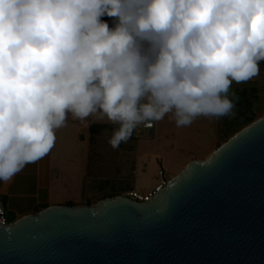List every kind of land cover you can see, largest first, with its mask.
I'll list each match as a JSON object with an SVG mask.
<instances>
[{
    "label": "clouds",
    "instance_id": "clouds-1",
    "mask_svg": "<svg viewBox=\"0 0 264 264\" xmlns=\"http://www.w3.org/2000/svg\"><path fill=\"white\" fill-rule=\"evenodd\" d=\"M262 60L264 0H0V181L45 156L69 112L118 125L113 149L169 113L234 117L229 90Z\"/></svg>",
    "mask_w": 264,
    "mask_h": 264
},
{
    "label": "water",
    "instance_id": "water-1",
    "mask_svg": "<svg viewBox=\"0 0 264 264\" xmlns=\"http://www.w3.org/2000/svg\"><path fill=\"white\" fill-rule=\"evenodd\" d=\"M0 264H264V116L148 202L51 206L0 225Z\"/></svg>",
    "mask_w": 264,
    "mask_h": 264
},
{
    "label": "rangeland",
    "instance_id": "rangeland-1",
    "mask_svg": "<svg viewBox=\"0 0 264 264\" xmlns=\"http://www.w3.org/2000/svg\"><path fill=\"white\" fill-rule=\"evenodd\" d=\"M259 67V75L241 84L233 82L229 90L245 92L246 97L252 100V113L256 120L264 116V60L259 62ZM234 117L200 116L192 124L178 127L175 117L169 113L156 122V125L160 122L163 125H160L161 133H157L156 125L152 130L138 125L127 142L113 149L108 139L118 125L98 111L85 118L87 122L97 123L91 135L87 130L82 132L91 136L90 163L87 167L82 163L81 155L77 156L78 163L74 162L77 153L73 139L76 125L68 123L62 126V139L57 137L56 140L59 144L55 147L59 148L60 142L62 144V149L59 148L62 156L56 153L57 157L64 158L68 163L53 162V167L62 170L65 176L59 174L58 179L52 180L53 195L56 193L52 196V203L58 204L56 206L66 203L92 206L110 195L126 196L131 191L144 196L154 195L163 183L167 184L175 177L167 173L178 170L183 161L192 157V161L206 159L241 130L243 124L239 120L233 123L226 121ZM79 125L83 126L82 123Z\"/></svg>",
    "mask_w": 264,
    "mask_h": 264
},
{
    "label": "crops",
    "instance_id": "crops-1",
    "mask_svg": "<svg viewBox=\"0 0 264 264\" xmlns=\"http://www.w3.org/2000/svg\"><path fill=\"white\" fill-rule=\"evenodd\" d=\"M68 123L76 125V127L74 128L75 130L73 139L76 146L75 151H77V153H75L76 159L74 160V162L78 163V161H76L78 158L77 156L81 155L80 158L83 160L82 163L85 164V167H87L90 163L91 154V126L96 125L97 123H92L91 121L87 122V119H78L74 117L70 112L67 114V119L63 126H66V124ZM81 123L83 124V126L79 125ZM160 125L161 127H163L161 122L160 124L157 123L156 125L157 133H161ZM63 129V127H60L55 130L56 139L54 145L45 156L34 163L26 165L11 180L0 181V196L3 199V203L8 216L13 222L25 216L37 214L48 207L58 205L52 203V196L56 194L55 193L53 195L52 192V180L54 178L58 179L59 174H61L62 176L65 175L62 170L57 167H53V162H58L59 164L68 163L67 160H64V158L62 157H57L56 154L58 153L60 156H62L59 151V148L62 149L61 142L59 148L55 146L59 144L58 142H56L57 137H61L62 139ZM86 130L90 133L89 136H86L85 133H82ZM208 156L209 155H207V157ZM192 158L183 161L178 170L173 171V173L171 172L167 174L176 176L185 168L187 164L194 160ZM84 183L85 175L82 179V189L84 188ZM67 205L69 204L66 203L63 206Z\"/></svg>",
    "mask_w": 264,
    "mask_h": 264
},
{
    "label": "trees",
    "instance_id": "trees-1",
    "mask_svg": "<svg viewBox=\"0 0 264 264\" xmlns=\"http://www.w3.org/2000/svg\"><path fill=\"white\" fill-rule=\"evenodd\" d=\"M101 20L104 21V19L102 17H101ZM236 94L239 96V102H238V104L236 106V117H234V119L227 118L226 121L229 122V123H233L234 120H239L243 124V128L242 129H244L245 127H247L248 125H250L254 121H256V118L253 115L254 113H252L253 112L252 111L253 103H252V100H250V98L246 97L245 92L238 91V92H236ZM94 129H95V126L92 125L91 126V132H93ZM230 138H228V139H230ZM116 196H118V195H110V196H108L106 198H112V197H116ZM106 198H104V199H106ZM104 199H102V200H104ZM67 206H74V205H70L69 204ZM10 221H11V223L13 222L11 219H10Z\"/></svg>",
    "mask_w": 264,
    "mask_h": 264
},
{
    "label": "built area",
    "instance_id": "built-area-1",
    "mask_svg": "<svg viewBox=\"0 0 264 264\" xmlns=\"http://www.w3.org/2000/svg\"><path fill=\"white\" fill-rule=\"evenodd\" d=\"M102 18L104 19V21H106L109 24L110 28H114L115 27V24L113 23L116 20L115 17L104 16ZM156 122L157 121L150 122L151 125H152L151 127H147L146 126V123H148V122L142 123L140 125L146 130H152V129L155 128ZM161 175H162V173H161ZM165 185L166 184L163 183V186H161L158 190H160ZM153 196L154 195L151 194V193L146 195V196L140 195L136 191H131V192L127 193V195H126V197L130 198L131 200L137 201V202H148ZM10 223H11V221H10V218H9L7 212H6V209H5V206H4V203H3V199L0 196V225L6 226V225H9Z\"/></svg>",
    "mask_w": 264,
    "mask_h": 264
}]
</instances>
